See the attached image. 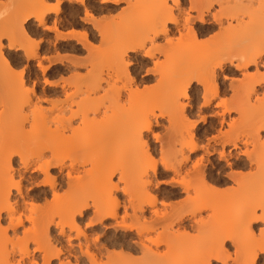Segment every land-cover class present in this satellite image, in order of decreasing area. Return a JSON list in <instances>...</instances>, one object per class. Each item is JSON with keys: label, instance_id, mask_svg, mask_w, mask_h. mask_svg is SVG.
<instances>
[{"label": "snow or ice", "instance_id": "1", "mask_svg": "<svg viewBox=\"0 0 264 264\" xmlns=\"http://www.w3.org/2000/svg\"><path fill=\"white\" fill-rule=\"evenodd\" d=\"M43 3L45 14L31 17V20L37 21V30L26 32L19 29L15 34L0 36V66L4 69L0 73V88L6 102L11 98L18 106H23V112L29 118L24 122L26 138L34 143L52 142L48 132L35 138L32 124L35 114L41 109H47L43 115L51 133L57 130L58 117L62 115L64 120H70V127H66L64 132L68 139H74V130L84 124V116L73 115L82 108L78 109L76 104L71 108L62 104L53 108L44 98L45 93L41 92V86L46 89L60 87V81L49 71L55 51L52 45L69 40L74 44L81 43L85 52L77 49L76 54L56 63H62L69 71H72L73 64H78L79 75L86 84L91 83L94 70L101 75L100 87L91 99L103 98V103L95 116L87 113L90 120L100 121L110 115V90L113 87L120 90L118 104L125 117L119 127L130 151V164L139 171L148 191L152 186L163 190L166 185L183 183L181 178L186 177L192 186L188 188L184 201L194 206L205 189L219 190L213 187L214 181L210 183L202 176L204 168L211 165L222 175H228L231 189L237 192H240L242 177L257 181L259 196L254 191L241 192L229 234L220 235L218 241L214 234L210 242L198 249L202 258L194 264H264V44L261 45L258 60L224 75L221 64L209 62L197 66L190 54L195 46L191 33L199 12L205 13L200 21L204 23L211 21L213 15L221 11L222 3L215 0H201L200 3L194 0L191 4L187 0H72L71 9L67 6V0H43ZM61 4L64 5L63 12H60ZM259 8L264 26V0H261ZM231 22L235 23L234 20ZM219 23L221 27H226L229 21L220 18ZM93 36L96 38L93 39ZM58 50L71 53V46L60 44ZM106 51L109 52L107 57L100 55ZM173 57L178 62L172 67L170 79L165 80L164 73L169 69ZM34 70L33 78L29 79L28 74ZM116 74L119 75L118 79L114 78ZM141 76L147 77L145 83L152 89H164L163 102L149 112L146 119L140 112L127 114L133 95L147 92L144 84L136 83ZM230 76L233 77L234 90L241 85L252 90L246 97L249 111L257 106V101L262 102L258 119L252 115L245 120L241 110L230 102L235 92H223L219 81H228ZM64 78L70 79L68 72H64ZM65 91L73 96L77 104L84 99L83 92L73 95L71 87H66ZM189 105L193 111H186ZM197 108L200 109L199 113L196 112ZM226 110H230L231 114L228 115ZM6 111L7 108L0 110V117ZM222 114V122L217 123L216 118ZM153 116L163 117L167 131L155 126L157 120H153ZM175 116L183 117L179 121L184 141L182 151L180 139L175 134ZM209 116L216 127L205 138L201 136L203 129L196 131V128L201 121L208 123ZM153 142L157 145L155 152L149 149ZM16 143L23 144L24 139L0 140V183L7 185L9 191L6 194L17 201V207L11 208L9 201L5 200L0 205V211L6 216L11 215L13 222L19 218L20 227L16 231L17 235L21 232L23 235L18 245L13 242L5 246L8 259L0 264H69L64 253L57 254L54 249L42 247L41 242L33 237V222L24 219L28 213L21 212L19 205L22 198L25 206L31 203L33 208L36 207L27 193L35 196L37 193L33 189L42 187L47 191L49 186H54V169L62 168L71 179L74 175L72 169L76 166L75 157L64 156L61 163L54 149L45 148L38 156L25 158L27 146L16 150ZM238 159L247 162L243 168L237 163ZM154 173H159L158 178ZM215 175L213 170L209 179ZM123 187L121 181L116 191ZM161 203L167 207V197L158 201L155 207L159 208ZM88 207H92L91 202ZM125 212L130 213L131 209L120 208L116 219L119 220ZM210 214L211 209L200 210L196 218L199 221ZM87 227L92 228L93 225L89 223ZM12 232L13 229L9 227L8 235L11 236ZM72 235L75 236V231ZM49 251L50 256L47 255ZM159 251L167 255L168 247L161 246ZM80 264H90V261L85 259ZM160 264L189 262L162 260Z\"/></svg>", "mask_w": 264, "mask_h": 264}, {"label": "bare ground", "instance_id": "2", "mask_svg": "<svg viewBox=\"0 0 264 264\" xmlns=\"http://www.w3.org/2000/svg\"><path fill=\"white\" fill-rule=\"evenodd\" d=\"M6 1L7 3L10 2L9 0ZM13 1L14 5L17 0ZM224 1H226L228 4H231L229 3V0ZM193 2L194 0H188L189 4ZM195 2L200 3L201 0H195ZM209 2H212V0H209ZM215 2L221 3L223 0H215ZM231 2L234 3L231 4L232 6L234 5L233 11L231 10L228 12L226 9L228 6L227 5L225 6V9L221 8L219 14L213 15L212 20L208 22H200L205 13L199 12L198 17L193 24L191 33V39L195 46L190 50V54L193 57L194 64L197 66L201 63L209 62L221 64V73L224 75H227L229 72H235L241 66H247L249 63H253L254 60H258L260 58L261 45L264 44V26H262L260 20L261 18L259 17L261 13L259 10L257 13L258 15H254L257 12L255 10V13H253L254 4L252 5V2L254 3L255 1L231 0ZM226 3L224 2L222 5H226ZM37 4L38 6L40 5L39 7H42L44 5L43 0H20L19 5L17 2V6L14 8L13 14H10L11 22L8 24H12V28L8 26L12 31V33L9 31L11 34H15L19 29H23L26 32L27 30L29 31L30 28H24V24H26L27 21L34 15L39 17L45 14V6L41 9V11L33 12V9L31 11V8H35ZM0 5L4 4L1 3ZM8 5L10 7V3H8ZM251 6L253 7L251 8ZM257 8H259V6ZM249 9L250 11H248ZM251 10L253 13L251 14L252 18L250 13H247L251 12ZM34 11L37 10L34 9ZM244 15H246L247 19L250 18V20H246L245 23L242 20L245 17ZM254 17L256 18L254 19ZM0 18H2V21L0 22H4L3 17ZM220 18L229 21L226 27H221L219 23ZM233 20L235 21V25H233L231 22ZM36 26L38 27L37 21ZM0 33L3 34L1 30ZM203 36L209 38L207 40L205 39L206 41L199 40L202 39L201 37ZM187 38L185 37V39ZM207 45L208 47L213 46L214 48L216 46V49L218 50L217 53L214 51V55H212L213 53L210 54V51L208 52L207 50L209 54L207 53L206 55L205 51L203 50L207 48ZM210 50L212 51L213 49ZM108 55L109 52L105 57ZM205 55L206 57H204ZM225 61H227V63H224ZM177 62V58L173 57L169 69L164 73L165 80L170 79L172 67H174ZM74 68L75 67H73V69ZM3 71L4 69L0 67V73ZM117 77H119L118 74H116L114 78L116 79ZM71 78H73L72 75ZM101 78V75L96 76L95 78L91 77V83H83L84 86L81 85V83L79 84L77 81L78 83L76 84L79 86L75 84V88H73V95H78L83 92L85 96V98L81 100V103L83 102L82 106L80 103L78 105L79 109L82 107L83 110L78 113L76 112L77 114L73 113V115L84 116V124L81 126V128L74 130V139H68L65 137V128L70 127V120H64L62 115L57 118L58 126L54 133H51L50 130L47 129L46 118L45 116H42V112L44 110L41 111V113L37 112V114L40 113L41 115L38 119H35L36 117L34 118L32 127L34 130L37 129L34 131L35 138H38L42 133L48 132L52 138L51 143H34L33 140L27 139L24 133V122L26 120L20 119L23 121H16V118L14 120L12 119L14 114L17 116V111L13 115L9 114L12 116L11 118H9L10 116L8 117L6 113L5 115L7 116H5V118L4 116L0 117V127L3 128V126H6V131L8 132L7 133L5 130V134H1L0 132V140L8 139L10 141H16L24 139L23 144L16 143L14 144V147L16 150H21L27 146L28 151L25 158L31 155L38 156L45 148L54 149L58 157L61 158V163L64 156L72 155L75 157L74 163L76 166L72 169L74 175L71 179L68 178L62 168H56L53 170V179L55 180L54 186H49L48 191L41 190L43 192L40 191V189H43L42 187L33 189V191L37 193V195L33 196L34 200L45 201L47 197L51 196L53 203H57L59 197L61 196H59V194L64 189L66 193L71 192V195H75V193L77 194V199L70 200L69 204L67 203L66 205H62V207L61 204H59L61 207L59 208L61 210L56 209L58 213L55 214H59L57 215L59 218L57 221L56 219L54 220L53 216L51 215L50 219L48 214L46 219V215L42 216L41 213H43L44 207L38 205L33 208L31 203L25 206L22 202V198L19 205V210L21 212L28 213L24 219L32 220L33 223L31 234L34 238L41 242V246L54 249L57 254L64 253L65 259L69 261V264H72V262H75V264H80V262L85 259H88L90 264H160L162 260L169 262H185L187 260L188 262L189 259H186L188 253L191 256L192 253L195 252L193 250H188L190 247V240L192 242L198 240V242L196 241V243L193 244H199L200 248L202 245L210 242L214 234L217 241L219 240L220 235L229 234L231 220L236 210V206L240 200L241 192L254 191V194L258 197L259 189L257 181L255 179H247L242 177L240 192H237L231 189L228 175L226 173L222 175L219 170L215 169L214 165H211L210 167L204 168L202 176L210 183L214 181L213 187L219 190L209 191L205 189L199 194L194 206H190L187 201H184V196L188 188L192 186L186 177L181 178L183 183L166 185L167 187L169 186V190L166 188L168 191H162L161 188L154 186L151 187V191H148L140 179V173H138L139 171H136V169L132 166L129 167L130 151L126 146L124 136L119 127V125L124 121L125 117V112L120 109L118 104L120 90L114 87L110 90V99L112 103L110 115H106L100 121L95 119L90 120L87 118L88 112H91L92 115L95 116L103 103V101L101 104H99V102L95 103V100L91 99V97L95 95L96 91L100 87ZM64 80L62 84H60V92H56L57 90L55 91V88L52 90L46 88L43 89L42 93L49 92L54 94L52 97L56 98V100L51 96L50 97L52 100H48L50 98H47L48 96L45 95L46 100L52 104L53 108L60 107L61 104L66 108H71L73 105V96H70L69 93L65 91V88L69 85L68 82H70V80L68 82L66 79ZM133 80H135V77H133ZM146 80L147 77L141 76L140 79L136 81V83L137 85L145 84ZM219 84L223 92H225V84H227L226 87L230 89H228L230 93L235 92V95L230 102L235 103L236 107L241 110L242 117L247 120V115L245 113H247L249 109H247L245 112V107L247 108L246 97L252 90L246 88L244 85H241L240 88L234 90L232 88L231 76L229 77L228 81L220 80ZM72 85L74 84L70 85L71 88L74 87ZM145 88L147 89L145 94L133 95L129 108L127 109V114L131 115L140 112L146 119L147 114L152 112L153 108L155 109L154 105L163 102L164 90L162 91V88H158L156 91L151 87L146 86ZM157 90H161L162 93H158ZM61 96L64 97L63 101L58 98ZM100 100H103V98ZM261 103L262 102L257 101V106H260ZM5 104H7L6 108L8 109V112L12 114L13 110H9L11 108L10 105H16V102L11 98L8 102H6L4 99L3 89L0 88V108ZM148 104L150 105L151 110H148ZM151 106H153V108ZM252 110H255L256 112L260 111V108L257 109V107H255ZM186 111H193L192 106L189 105ZM251 111H249L247 114H249ZM196 112L199 113L200 109L197 108ZM226 112L228 115L231 114L230 110H226ZM20 118H22V116ZM5 119L7 122L8 120L10 121V119H12L13 123L8 122L12 125H7L5 123ZM152 119L157 120V124L155 126L158 127L160 124L159 120L163 119V117L157 118L153 116ZM182 119L183 117L179 116L173 117L175 134L181 142V151L183 150L184 141L182 135L180 134L179 121H182ZM212 119L213 118L209 116L208 123L201 121L200 124L203 126H200L198 130L197 128L199 124L197 125L196 131L203 129L201 136L206 137L208 132L212 131L213 128L216 127V125H213L210 122ZM216 119L217 123L222 122L223 114L221 117ZM7 126H11V130ZM8 130L11 133H9ZM165 131H167V129H165ZM153 143L155 144V142ZM153 143L149 145V149L152 152H155L156 147H153ZM67 152L69 154H67ZM84 157L89 158L90 160L85 159ZM80 159L88 161H84L86 164L92 160V162H90L89 168H83L84 163L82 161L83 164H81ZM237 163L241 165V168H243L247 162L243 159H238ZM16 167L19 168V165L17 164ZM79 167L82 168L80 171ZM213 170L216 172V175L210 180L209 178L211 177ZM154 175L158 178L159 173H154ZM121 181L123 182L124 187L117 192L116 189L119 187ZM226 185H229L230 187H226ZM222 187L226 188L228 191H224V188ZM8 191L9 189L7 185H0V204L5 200H8V206L11 208H16L17 201L15 198L6 194ZM90 191L92 194H94L90 195ZM78 194L80 195V198L78 197ZM96 194H98L100 197H98ZM27 195H29V193H27ZM86 195L88 196L85 198ZM90 197L91 201L89 200ZM165 197H167L168 201L175 200V202L168 203L167 207L161 203L160 206L164 207L165 209L162 213L160 212L162 210L159 211L155 205L158 201H162L160 198L164 199ZM86 200L91 202V208L88 207L89 203ZM53 205L51 204V206ZM120 208H130L131 212H125L123 215H120L119 220H117L116 216ZM208 209H211V214L198 221L196 218L197 213L200 210L207 211ZM83 221L86 222L83 223ZM89 223L93 225L92 228L87 227ZM6 224L7 227H5ZM9 227L13 229L11 236L8 235ZM19 227V218H16L15 222H13L11 215L6 216L4 212L0 211V262L6 261L8 259V252L5 247L8 243L15 242L17 245L21 243L20 236L23 235V232L17 235L16 231V229ZM73 231H75V236L72 235ZM191 232H196L197 234H195L198 235L197 238L196 236H193ZM89 233L93 234L91 235ZM180 245L182 248H185L187 253L185 256V261L184 258L182 261L179 255L180 253L178 252V254L176 252L177 250L175 251L176 246H178L177 248H180ZM161 246L168 247L167 255H164L159 251ZM189 249H191V247ZM47 255L50 256L51 251H49ZM191 258L193 263L190 262L189 264H194V262L198 261L202 257L198 254L196 260L195 257Z\"/></svg>", "mask_w": 264, "mask_h": 264}, {"label": "rangeland", "instance_id": "3", "mask_svg": "<svg viewBox=\"0 0 264 264\" xmlns=\"http://www.w3.org/2000/svg\"><path fill=\"white\" fill-rule=\"evenodd\" d=\"M9 1H10V2H8V3H10V7H9V5H8V3H7L6 0H0V4L2 3V4L5 5V6H4V5H0V11H2V12H0V14L2 15V16L0 15V17H3V21H4V22H0V30H1V32L3 33V34L0 33V36H2V35H7L8 33H9V34L12 33L11 29H9V27L12 28V26H11L12 24H11V25H8V24H10V22H11V20H10L11 16H10V14H11V15L13 14L14 8H16V6H17V2H18V5H19V2H20V0H17V2L13 5L14 1H13V0H9ZM11 1H12V2H11ZM15 1H16V0H15ZM67 1H68V2H67V6H68L69 9H71V8L73 7V4H71V3H72V2H71L72 0H67ZM227 1H228V0H227ZM229 1H230L229 3L234 4L233 2H231V0H229ZM254 1H255L254 3L252 2V5L254 4V7L251 6V8H252V7L254 8V9H253V13H255L254 10L257 11L254 15H258L257 13L260 11V8H257V7L259 6L261 0H259V1H258V0H254ZM121 2H126V0H121ZM187 2H188V0H187ZM224 2L226 3V1H224V0H223V2H221V3L223 4ZM231 4L226 3V5L224 4V6H222V8L225 9V6L228 5L227 8H226L227 11H228V12L231 11V10L233 11V9H234L233 6H234V5L232 6ZM2 6H4V7H2ZM39 6H40V5H39ZM39 6H38V4H37V6H36L35 8H34V7L31 8V11H32V9H33V12L41 11V9L44 7V5H43L42 7H39ZM6 7H7V9H6ZM8 7H9V8H8ZM27 7H28V6H27ZM37 7H38V8H37ZM113 7H115V5H113ZM229 8H230V9H229ZM1 9H2V10H1ZM4 9H5L6 11H5ZM34 9L37 10V11H34ZM38 9H39V10H38ZM63 9H64V5L61 4V6H60V12H63ZM228 9H229V10H228ZM235 10H236V8H235ZM258 10H259V11H258ZM29 11H30V10H29ZM31 11H30V13H31ZM101 11H103V6L101 7ZM248 11H250V9H249ZM6 12H7V14H6ZM231 13H232V12H231ZM247 13H248V14L250 13V15L253 14V13H252V10H251V12H247ZM260 13H261V11H260ZM260 13H259V14H260ZM108 14L110 15L111 12L109 11ZM246 15H247V14H246ZM246 15H244V16L246 17ZM247 16H249V15H247ZM245 17L242 19L244 23L246 22V20H247V21L250 20V18L247 19V17H246V18H245ZM257 17H258V16H257ZM259 17L261 18V14L259 15ZM259 17H258V18H259ZM251 18H252V15H251ZM255 18H256V17H254V19H255ZM260 18H259V19H260ZM259 19H258V21H259ZM7 20H8V21H7ZM260 20H261V19H260ZM0 21H2V18H0ZM252 21H253V20H252ZM6 22H7V23H6ZM30 22H31V23H30ZM53 22H55V15H54V14H53ZM2 23H3V24H2ZM27 23H28V24H27ZM27 23L24 24V26H25L24 28L28 29V27H29L32 31L37 30V26H36V21H35V20L32 21L31 19H29V20L27 21ZM1 25H2V26H1ZM4 25H6V26H4ZM13 25H14V24H13ZM233 25H235V23H234ZM8 26H9V27H8ZM16 26H17V24H16ZM1 27H2V28H1ZM3 28H4V29H3ZM8 29H9V30H8ZM4 30H6V31H4ZM3 31H4L5 33H4ZM9 31H11V33H10ZM27 31H28V30H27ZM92 31L95 32V28H93ZM7 32H8V33H7ZM6 33H7V34H6ZM213 34H214V33H213ZM109 36H111L110 32H109ZM95 38H96V37L93 36V39H95ZM186 38H187V37H186ZM201 38H202V39H199V40H204V41H206L209 37L207 38L206 36H203V37H201ZM85 39H86V38H85ZM187 39H188V38H187ZM205 39H206V40H205ZM60 44H67V45L71 46V53H68V52H60V51L58 50L59 47H60ZM52 48L55 50L54 53H53V57H54V58H53V61H54V62H53V63L51 64V66L49 67V71H50V72H53V76H55V78H56L57 80L60 81V84H62L63 80L65 79V78H64V72H68L69 75H70L69 77L71 78V75H72L73 78H71V80H70V79H66L67 82L70 80V82H68L69 85L67 84V85H68L67 87H71L70 85H71V84H74V85H72V86H74V87H72V89H73V88H75V84L78 83V82H79V84L81 83V85L84 86V84H86V83L83 82L84 78H81V77L79 76V66H78V64H73L72 66L75 67V68L73 69V67H72V71H69V69H67L64 65H62V63L58 64V63H56V61H59V60H61V59H63V58H67V57L69 58V57L72 56L73 54H76V53H77V49H79L80 52H85V47H83V45H81V43H75V44H74L72 41L69 40V41H61V42H59V43H57V44H54V45H52ZM202 49H203V48H202ZM210 49H213V50L211 51ZM215 49H216V46H215V48H214L213 46H212V47H211V46L208 47V45H207V48H205V50H203V51H205L206 55H207V53H208L209 51H210V52H209L210 54L213 53L212 55H214V51H215V53H217V51H218L217 49H216V50H215ZM207 50H208V52H207ZM203 51H202V52H203ZM202 52H201V53H202ZM209 53H208V54H209ZM106 54H108L107 51H106V52H103V53H100V55H102V56H106ZM206 55H205L204 57H206ZM208 56H211V55H208ZM81 62H83V61L81 60ZM0 67L2 68V66H0ZM63 68H64L65 70H64ZM94 68H95V66H94ZM61 69H63V71H61ZM1 70H2V69H1ZM74 70H75V71H74ZM34 73H35V70H34L33 73L28 74V78H29V79H32L33 76H34ZM73 75H74V76H73ZM76 75H77L78 78L76 77ZM99 75H100L99 72H97V71L94 70L93 73L91 74V77H92V78H95L96 76H99ZM231 77H232V76H231ZM61 78H62V79H61ZM80 78H81V79H80ZM118 78H119V77H117L116 79H118ZM75 79H76V80H75ZM232 79H233V77H232ZM74 80H75V81H74ZM77 81H78V82H77ZM81 81H82V82H81ZM33 82H35V81H33ZM64 82H65V80H64ZM67 82H66V83H67ZM70 83H71V84H70ZM83 83H84V84H83ZM145 84H146V83H145ZM145 84H144V85H145ZM76 85H77V84H76ZM81 85H80V86H81ZM138 85H139V84H138ZM225 85H227V84H225ZM77 86H79V85H77ZM83 86H81V87H83ZM146 86H147V87H150L148 84H146L145 87H146ZM226 88H227V87L224 88L225 93H230V91H228L229 88H227V89H226ZM41 89H42L41 92H43V89H45V88H44L43 86H41ZM159 89H161V88H159ZM49 90H52V89H49ZM54 90H55V91L57 90L56 92H60V91H59V90H60V87H59L58 89L55 88ZM74 90H75V89H74ZM82 90H83V88H82ZM154 90L156 91V89H154ZM161 90L163 91L164 89L162 88ZM161 90H160V91L157 90L158 93H162ZM229 90H230V89H229ZM61 91H62V90H61ZM155 91H154V92H155ZM48 93H49V92H48ZM48 93H45V95L48 96L47 98H50V99H48V100H52V99H51L52 95H49ZM78 93H80V92H78ZM50 96H51V97H50ZM44 98H45V97H44ZM52 98H54V97H52ZM58 98L61 99V97H58ZM58 98H57V99H58ZM84 98H85V96H84ZM45 99H46V98H45ZM54 99L56 100V98H54ZM54 99H53V100H54ZM59 99H58V100H59ZM102 101H103V100H100V99H99L98 101L95 100L94 102H95V103H96V102H99V104H101ZM74 103L76 104V106H77L78 109H79V106H78L79 104L76 103V100H75V99H74L73 104H74ZM82 104H83V102H82V103L80 102V105H81V106H82ZM97 104H98V103H97ZM9 105H10V104H9ZM9 105H8V107H9ZM148 105H149V104H148ZM152 105H154V104H152ZM160 105H161V103H160V104H156V105H154V106H155V109L158 108V107H160ZM4 106H5V108H6V107H7V104H5V105H3V106L1 107L2 110L4 109ZM145 106H147V105H145ZM157 106H158V107H157ZM10 107H11V108H10ZM10 107H9V108H10L9 110H10V111L13 110L14 112L12 111V114H11V113L8 112V109H7V112H8V113H7V112H5V113L8 115V117H9L10 115H13V114L16 113V111H17V113H16L17 116H15V114H14V115H13V118H12L13 120H14L15 118H16V121H18V120H20V119H24V120L29 119L28 116L22 111V110H23V106H22V107L20 106L21 109L19 108V106H18L17 104H16V105H15V104L10 105ZM151 107L153 108V106H151ZM256 107H257V109L260 108L259 105L256 106ZM1 108H0V110H1ZM16 108H17V109H16ZM81 108H82V107H81ZM147 108H148V110H151V109H150V105H149V107H147ZM18 109H20V110H18ZM153 109H154V108H153ZM153 109H152V111H153ZM247 109H248V108L245 107V112H246ZM43 110H44V111H47V109H46V110H45V109H41L39 112L41 113V111H43ZM44 111H43L42 113H44ZM79 112H80V111H79ZM248 112H249V111H248ZM248 112H247V113H248ZM40 113H39V114L36 113V114H35V117H36V118H35V117H34V118H35V119H38V118L41 116ZM77 113H78V112H77ZM77 113H74V114H77ZM247 113H245V114L247 115V119L250 117L249 115H255L257 119H258V117H259V111H256V112H255V110H252L249 114H247ZM9 114H10V115H9ZM7 115H4V118H5V116H7ZM19 115H20V116H19ZM14 116H15V117H14ZM21 116H22V118H20ZM26 116H27V117H26ZM42 116H44V115H42ZM248 116H249V117H248ZM11 117H12V116H10L9 118H11ZM18 117H19V118H18ZM197 118H199V117H197ZM6 119H7V117H6ZM6 119H5V120H6ZM12 119H10V121L8 120V122H12V121H13ZM20 121H23V120H20ZM159 121H160V124H159L158 127L162 128V129H165V126H164V123H163V119H161V120H159ZM4 122H5V121H4ZM8 122H7V120H6L5 123H6L7 125H9L10 123H8ZM12 123H13V122H12ZM10 125H12V124H10ZM0 126H1V125H0ZM200 126L202 127L203 125L199 124L197 130L199 129ZM7 127H8V126H7ZM10 127H11V126H9L8 128H10ZM33 129H34V128H33ZM35 129H36V128H35ZM0 130H3V131H0L1 134H3V133L5 134V131L7 130V129H6V126H3V128L0 127ZM4 130H5V131H4ZM10 130H11V128H10ZM36 130H37V129H36ZM36 130H34V131H36ZM8 131H9V130H8ZM6 132H7V131H6ZM12 132H13V131H12ZM7 133H8V132H7ZM9 133H11V132L9 131ZM1 134H0V135H1ZM206 137H207V136H206ZM206 137H205V138H206ZM122 144H123V143H122ZM122 146H123V145H122ZM153 147H154V148L156 147L155 149L157 150V145H156V144L153 143ZM120 148H121V147H120ZM124 150H125V149H124ZM121 153H122V152H121ZM67 154H69V153L67 152ZM89 156H90V155H89ZM89 156H88V157H89ZM90 157H91V156H90ZM90 157H89V158H90ZM117 157H119V156H117ZM117 157H116V158H117ZM120 157H121V155H120ZM84 158H85V157H84ZM89 158H85V159L90 160ZM91 159H92V158H91ZM117 159H118V158H117ZM117 159H116V161H117ZM80 160H81V159H80ZM80 160H79V161H80ZM92 160H93V159H92ZM92 160H91L90 162H92ZM118 160H119V159H118ZM82 161H83V163H84V165H85V166L83 165V168H84V167H86V169L89 168L90 162L86 164L85 162H88V161L81 160V161H80L81 164H83ZM84 161H85V162H84ZM114 161H115V159H114ZM91 164H92V163H91ZM127 164H129V163H127ZM128 166H129V165H128ZM129 167H131V164H130ZM127 168H128V167H127ZM81 169H82V168L79 167V171H80ZM136 171H138V170L136 169ZM138 173H139V172H138ZM115 181H116V179H115ZM0 185H2V186L5 185V186H6V184H4V183H3V184L1 183ZM226 187H230V186H229V185H226ZM94 188H95V187H94ZM96 188H97V186H96ZM163 188H164L163 190H166V191L169 190V186H168V187H167V186H164ZM166 188H167L168 190H167ZM222 188H224V187H222ZM224 189H226V188H224ZM224 189H223V190H224ZM41 190L44 191V189H40V191H41ZM91 190H92V188H91ZM161 190H162V189H161ZM163 190H162V191H163ZM43 191H41V192H43ZM47 191H48V190H47ZM64 192L66 193L65 189H64L63 191H61V193L59 194V196L61 195V196L59 197L60 201H59V199H58L57 203H53V202H52V198H51V200H49V197H50V196L47 197V199H46L45 201H44V200H39V201H38V200H34V199H33V196L31 195V193H29V196L31 197V200H32L33 202H35L36 206L39 205V206H41V207H44V211H43V213H41V214H42V216H45V215H46V216H45V219H46L47 214H48L49 219H50V215H51V216H53V218H54V220H55L56 218H58L57 215H59V214L55 215L56 213H58V211H56V209H60V208L62 207V205H66L67 203L69 204V203H70V200H72V199H73V200H74V199H77V194H76V193H75V195H76V196H75V195H71V192H69L70 194H69V193H66V194H65ZM84 192H86V191H84ZM95 192H96V191H95ZM90 193H91L90 195H93V194H94V193L92 194L91 191H90ZM67 194H69V195H71V196H69V195L66 196ZM83 194H84V193H83ZM83 194H82V195H83ZM82 195H81V197H82ZM96 195H98V194H96ZM96 195H95V197H96ZM79 196H80V195L78 194V197H79ZM87 196H88V195H86L85 198H86ZM91 197H93V196H91ZM91 197L89 198V200L91 199ZM98 197H100V196L98 195ZM79 198H80V197H79ZM62 199H63V200H62ZM83 199H84V196H83ZM89 200H86V201L89 203V202L91 201V200H90V201H89ZM160 200H163V199L160 198ZM177 201H178V200H177ZM58 202H59V203H58ZM60 202H61V203H60ZM65 202H66V203H65ZM71 202H72V201H71ZM174 202H175V200H172V201L169 200V201H168V203H174ZM2 204H3V203H1L0 205H2ZM10 204H11V203H10ZM51 204H52V205H53V204H54V205L56 204L58 208L56 207V205H55V206H54V205L51 206ZM59 204H61V207L59 206ZM45 207H46V210H45ZM59 207H60V208H59ZM157 209H159V211L162 210V211H160V212H162V213L164 212L163 210H165L164 207H161V206H159V208H157ZM60 210H61V209H60ZM54 212H55V213H54ZM89 212H90V211H89ZM41 214H40V216H41ZM52 214H53V215H52ZM88 214H90V213H88ZM55 216H56V217H55ZM49 219H48V220H49ZM41 220H42V218H41ZM43 221H44V220H43ZM56 221H57V219H56ZM84 222H86V221H83V223H84ZM3 225H4V224H3ZM196 232H197V231H196ZM196 232H191V233L193 234V233H196ZM191 233H190V234H191ZM89 234L92 235L93 233H89ZM192 234H191V235H192ZM196 234H197V233H196ZM196 234L193 235V236H196V238H197L198 235H196ZM192 239H193V238H192ZM194 240H195V239H194ZM196 241L198 242V240H195V242H194V241L192 242V241L190 240V242H189V243H190L189 246L191 247V249H189L190 247L188 246V247H189L188 250H193V251H195V252L192 253L191 256H190L189 253H188V255H187V253H186L184 247L182 248L181 245H180V246H179L180 248H177L178 246H176L175 251L177 250L176 252H177V253H178V252L180 253V254H179V253H178V254L180 255V258L182 259V261H183V258H184V261H185L186 259H189L188 262L190 263V262H192V258H191V257H193V258L195 257V260L197 259V257H198L199 244H197V245H194V244H193V243H196ZM192 245H193V246H192ZM183 246H184V245H183ZM194 246H195V248H194ZM185 247H187V246H185ZM192 247H193L195 250H194ZM186 249H187V248H186ZM182 250H183V251H182ZM183 252H184V253H183ZM189 252H190V251H189ZM181 253H183V254H181ZM182 255H184V256H182ZM186 255L189 256V257H187ZM185 256H186V259H185ZM190 259H191V260H190ZM185 262H187V260H186ZM192 263H193V262H192Z\"/></svg>", "mask_w": 264, "mask_h": 264}]
</instances>
